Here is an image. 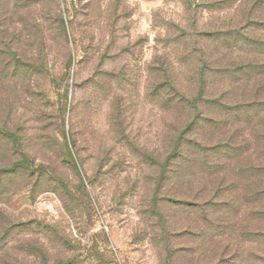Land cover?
<instances>
[{"label":"rangeland","instance_id":"374dc122","mask_svg":"<svg viewBox=\"0 0 264 264\" xmlns=\"http://www.w3.org/2000/svg\"><path fill=\"white\" fill-rule=\"evenodd\" d=\"M256 20L264 0H0V264H264Z\"/></svg>","mask_w":264,"mask_h":264},{"label":"trees","instance_id":"16d2710c","mask_svg":"<svg viewBox=\"0 0 264 264\" xmlns=\"http://www.w3.org/2000/svg\"><path fill=\"white\" fill-rule=\"evenodd\" d=\"M250 14V13H249ZM253 25H256L258 27H264V21L263 20H256ZM241 31L240 29L238 28H229L225 31H221V33L219 34V36H221V39L224 41V43H227L231 40H236L237 37H240V36H243L242 33H238L239 31ZM248 37V39H246L249 43L255 45V46H258V47H262L264 45V39H260V38H256V37H250V36H246ZM253 68L255 70H258L260 72H264V63H259L258 66L254 65ZM217 103L221 102L219 99L216 100ZM260 103H264L262 101H259ZM198 146L201 147L200 143L198 144ZM202 149H204L203 147H201ZM60 264H63L60 263Z\"/></svg>","mask_w":264,"mask_h":264}]
</instances>
